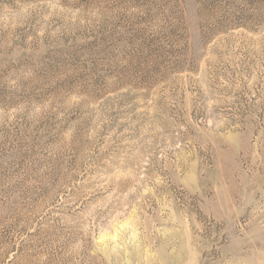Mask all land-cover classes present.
I'll use <instances>...</instances> for the list:
<instances>
[{
  "label": "rangeland",
  "instance_id": "1",
  "mask_svg": "<svg viewBox=\"0 0 264 264\" xmlns=\"http://www.w3.org/2000/svg\"><path fill=\"white\" fill-rule=\"evenodd\" d=\"M0 264H264V0H0Z\"/></svg>",
  "mask_w": 264,
  "mask_h": 264
}]
</instances>
